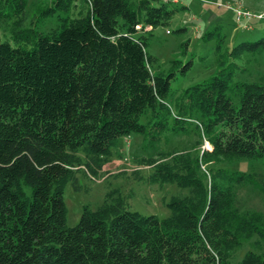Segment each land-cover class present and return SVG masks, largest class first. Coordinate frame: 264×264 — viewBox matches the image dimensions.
Returning a JSON list of instances; mask_svg holds the SVG:
<instances>
[{
  "label": "trees",
  "instance_id": "trees-1",
  "mask_svg": "<svg viewBox=\"0 0 264 264\" xmlns=\"http://www.w3.org/2000/svg\"><path fill=\"white\" fill-rule=\"evenodd\" d=\"M75 1L54 0L41 17L68 14ZM86 3V13L59 14V25L41 32L33 21L27 26L28 0H0V26L16 43H0V264H231L255 235L258 252L239 264H264V214L235 208L237 187L256 184L255 176L219 166L264 162V82L232 85L229 70L238 66L234 58L264 51V38L220 51L226 35L218 33V54L230 62L181 90L173 106L171 84L195 61L173 60L168 71H156L148 48L157 28L171 27L190 7ZM174 33L187 36L189 29ZM190 44H181L183 55ZM191 123L211 144L202 156L177 149L134 156L150 169L147 178L135 170L136 180L187 191L172 196L169 217L131 210L122 190L112 188L103 204L85 206L78 225L68 226L65 190L69 183L82 190L79 174L99 178L124 138L144 135L156 148Z\"/></svg>",
  "mask_w": 264,
  "mask_h": 264
},
{
  "label": "rangeland",
  "instance_id": "rangeland-1",
  "mask_svg": "<svg viewBox=\"0 0 264 264\" xmlns=\"http://www.w3.org/2000/svg\"><path fill=\"white\" fill-rule=\"evenodd\" d=\"M54 0H28V24H38L37 30L48 32L59 25L58 16L71 18L78 17L80 12L86 13L88 5L86 0H76L75 6L68 14L56 13L55 15L41 17V10L53 5ZM179 3L180 6L190 7V11L181 12L169 28L159 27L153 32L148 51L158 58L156 71H168L173 60H181L184 64L194 60V66L186 74H179L178 79L173 81L172 98L170 103L174 106L175 99L181 90L199 84L214 76L218 69L224 67L227 61L222 62V56L217 49L218 33L226 35V41L220 51L231 50L244 42H256L264 38V8L255 9L248 5L252 0H164ZM255 6H264V0H254ZM248 14V15H247ZM215 16L222 22L209 19ZM241 16V20L238 19ZM249 17V18H247ZM247 18V19H246ZM220 23V24H219ZM187 27V36L174 33L177 28ZM213 31L215 36L205 39L203 36ZM191 44L186 55L181 52V44L187 39ZM9 43L15 47L16 43L8 28L0 26V43ZM231 60L237 67L233 70L232 85L242 83L264 82V51L253 54L244 53ZM230 62V61H228ZM228 70V71H229ZM234 88L230 95L234 102L239 103ZM146 123V119H142ZM149 137L133 135L124 138L120 142L119 149L112 162L106 165L99 178H90L79 174V182L82 190H75L69 183L65 190V201L68 207V226L78 225L85 206L93 209L103 204L107 192L112 188H120L127 198L130 209L143 215H156L160 219L170 216L167 206L172 196L187 193L177 185H150L145 181L136 180L133 177L135 170H140L146 178L150 169L140 167L134 160V156L153 157L158 152H167L172 149L190 150L194 154L202 156L204 150L209 149L211 144L206 138L200 137L197 125L188 124L186 131L177 134L169 133L162 141L157 143L156 148L149 144ZM207 165L202 164V169ZM209 166H217L211 163ZM220 167L230 171L253 173L256 184L239 186L236 189L235 208L239 213L258 212L264 214V162L253 160H239L231 163L222 162ZM259 236L255 235L245 239L231 259V264H239L249 251L258 252L255 248L259 242Z\"/></svg>",
  "mask_w": 264,
  "mask_h": 264
},
{
  "label": "crops",
  "instance_id": "crops-1",
  "mask_svg": "<svg viewBox=\"0 0 264 264\" xmlns=\"http://www.w3.org/2000/svg\"><path fill=\"white\" fill-rule=\"evenodd\" d=\"M255 1L254 0H252V1H248V5L250 6V7H253V8H255V9H262V8H264V6H262V5H258V7L257 6H255ZM217 20L218 22H222L221 20H219L218 18H216L215 16H213V18L211 19H209V23L212 21V20Z\"/></svg>",
  "mask_w": 264,
  "mask_h": 264
},
{
  "label": "built area",
  "instance_id": "built-area-1",
  "mask_svg": "<svg viewBox=\"0 0 264 264\" xmlns=\"http://www.w3.org/2000/svg\"><path fill=\"white\" fill-rule=\"evenodd\" d=\"M247 15H248V14H247ZM247 18H249V17H247ZM247 18H246V19H247ZM258 18H259V19H264L263 16H258ZM238 19L241 20V16H238Z\"/></svg>",
  "mask_w": 264,
  "mask_h": 264
},
{
  "label": "bare ground",
  "instance_id": "bare-ground-1",
  "mask_svg": "<svg viewBox=\"0 0 264 264\" xmlns=\"http://www.w3.org/2000/svg\"><path fill=\"white\" fill-rule=\"evenodd\" d=\"M208 146H209V149H211L210 145H208Z\"/></svg>",
  "mask_w": 264,
  "mask_h": 264
}]
</instances>
